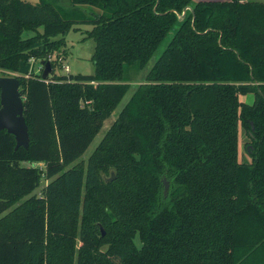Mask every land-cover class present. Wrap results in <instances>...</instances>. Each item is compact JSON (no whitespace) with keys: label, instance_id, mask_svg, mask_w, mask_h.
I'll return each instance as SVG.
<instances>
[{"label":"trees","instance_id":"trees-1","mask_svg":"<svg viewBox=\"0 0 264 264\" xmlns=\"http://www.w3.org/2000/svg\"><path fill=\"white\" fill-rule=\"evenodd\" d=\"M191 1L0 0V69L30 134L0 130V264H264V0ZM79 23L94 72L58 73L56 56L44 78L36 62Z\"/></svg>","mask_w":264,"mask_h":264},{"label":"rangeland","instance_id":"rangeland-1","mask_svg":"<svg viewBox=\"0 0 264 264\" xmlns=\"http://www.w3.org/2000/svg\"><path fill=\"white\" fill-rule=\"evenodd\" d=\"M32 2H37L39 0H30ZM198 0H192V4L196 3ZM78 26H80L78 29H71L67 35H66V44L63 45L60 49L56 50L54 53L49 55L48 59H55L57 56L55 71L58 73H77V72H83V73H91L95 70V64L92 58L94 48H95V40L93 37H88L86 35V29L91 28L92 24L90 23H79ZM42 27H40V30ZM36 31L34 29H26L23 32L24 37L31 36L35 34ZM172 37V33H168L160 46L157 48L155 53L151 56L148 63L144 67V69H140L137 71L132 72V78L129 80L131 83L130 90L127 92V94L124 96L122 101L118 104V106L115 108L112 115L105 119L104 124L102 128L99 130L97 135L94 137L88 148L85 150L81 158L84 160H87L89 155L92 153V151L95 149L97 144L100 142L102 137L104 136L106 130L110 126V124L113 122V120L117 117L119 111L122 109L124 104L129 99L132 91L135 89L138 83L144 80L147 70L154 64V62L158 59V57L161 55L163 50L165 49L167 43ZM66 66H68L69 69H66ZM36 68L37 70H40L41 68V60L36 62ZM16 72L12 71L10 69H0V75H15ZM51 76V73H50ZM242 99L247 100L248 102H252L254 100V93H248L241 96ZM250 138L246 134L245 130L240 126L239 131V158L241 160L243 159H251L250 155L247 152L246 149V142L249 141ZM37 162H31L28 160L22 161V164L24 165H35ZM43 165V163H40ZM48 182V179H43L42 183L39 188H37V192L41 191V188L45 186ZM136 242L140 244V238L137 236Z\"/></svg>","mask_w":264,"mask_h":264},{"label":"water","instance_id":"water-1","mask_svg":"<svg viewBox=\"0 0 264 264\" xmlns=\"http://www.w3.org/2000/svg\"><path fill=\"white\" fill-rule=\"evenodd\" d=\"M187 8L185 6L180 17L185 16ZM41 63L45 65L42 76L46 78L52 72L53 66L50 59H42ZM0 89H1V107H0V130L6 128L9 132L15 134L16 147L20 145L28 146L30 142L29 127L26 122L24 113L25 98L20 90V79L17 75H0ZM111 176L107 179L115 178V171L112 170ZM164 195L167 196L170 187L169 179L163 177ZM104 233V230H103Z\"/></svg>","mask_w":264,"mask_h":264},{"label":"built area","instance_id":"built-area-1","mask_svg":"<svg viewBox=\"0 0 264 264\" xmlns=\"http://www.w3.org/2000/svg\"><path fill=\"white\" fill-rule=\"evenodd\" d=\"M66 69H69L68 66H66Z\"/></svg>","mask_w":264,"mask_h":264},{"label":"crops","instance_id":"crops-1","mask_svg":"<svg viewBox=\"0 0 264 264\" xmlns=\"http://www.w3.org/2000/svg\"><path fill=\"white\" fill-rule=\"evenodd\" d=\"M37 164H40V162H37Z\"/></svg>","mask_w":264,"mask_h":264}]
</instances>
